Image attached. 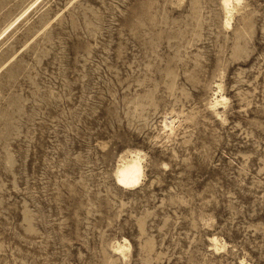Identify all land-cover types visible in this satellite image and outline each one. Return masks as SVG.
Instances as JSON below:
<instances>
[{"label": "rangeland", "instance_id": "obj_1", "mask_svg": "<svg viewBox=\"0 0 264 264\" xmlns=\"http://www.w3.org/2000/svg\"><path fill=\"white\" fill-rule=\"evenodd\" d=\"M222 3L0 0V264H264V0Z\"/></svg>", "mask_w": 264, "mask_h": 264}, {"label": "bare ground", "instance_id": "obj_2", "mask_svg": "<svg viewBox=\"0 0 264 264\" xmlns=\"http://www.w3.org/2000/svg\"><path fill=\"white\" fill-rule=\"evenodd\" d=\"M239 3L240 0H223L222 4L227 16L226 25H229V22L231 21L230 19L236 9V5H239ZM225 101L226 100L222 95L219 98H215L211 104L212 109L217 111L216 108ZM143 175L144 170L142 166V159L138 154L126 160L121 166H119L116 172L119 185L127 188L138 185L141 182ZM124 247L125 246L119 245L118 249L123 252Z\"/></svg>", "mask_w": 264, "mask_h": 264}]
</instances>
